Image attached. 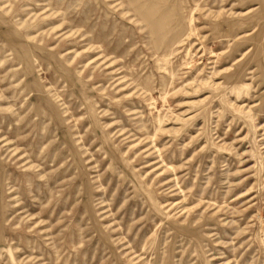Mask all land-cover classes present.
Instances as JSON below:
<instances>
[{
	"label": "rangeland",
	"instance_id": "obj_1",
	"mask_svg": "<svg viewBox=\"0 0 264 264\" xmlns=\"http://www.w3.org/2000/svg\"><path fill=\"white\" fill-rule=\"evenodd\" d=\"M0 264H264V0H0Z\"/></svg>",
	"mask_w": 264,
	"mask_h": 264
}]
</instances>
